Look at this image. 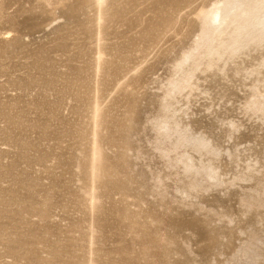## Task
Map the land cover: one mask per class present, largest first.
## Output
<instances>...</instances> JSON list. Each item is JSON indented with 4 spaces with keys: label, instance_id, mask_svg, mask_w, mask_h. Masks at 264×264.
<instances>
[{
    "label": "rangeland",
    "instance_id": "1",
    "mask_svg": "<svg viewBox=\"0 0 264 264\" xmlns=\"http://www.w3.org/2000/svg\"><path fill=\"white\" fill-rule=\"evenodd\" d=\"M0 264H264V0H0Z\"/></svg>",
    "mask_w": 264,
    "mask_h": 264
}]
</instances>
